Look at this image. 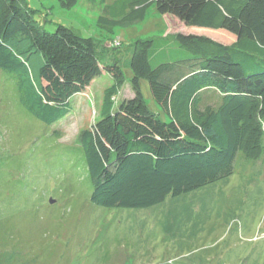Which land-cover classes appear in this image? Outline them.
Masks as SVG:
<instances>
[{"label":"trees","instance_id":"16d2710c","mask_svg":"<svg viewBox=\"0 0 264 264\" xmlns=\"http://www.w3.org/2000/svg\"><path fill=\"white\" fill-rule=\"evenodd\" d=\"M77 1L58 0L63 8ZM152 5L185 25L222 28L236 39L224 44L175 32L191 55L155 65L153 39H136L129 59L134 95L116 103L124 73L116 57L103 60L97 38L63 24L47 31L24 0H0V69L16 79L19 102L36 119L58 121L71 111V96L95 77L113 79L99 118L77 136L90 201L98 206L149 208L229 176L239 151L254 161L264 154V0H116L97 22L111 29L142 19ZM141 79L159 112L144 101ZM206 88L220 94L217 106L202 104Z\"/></svg>","mask_w":264,"mask_h":264},{"label":"rangeland","instance_id":"374dc122","mask_svg":"<svg viewBox=\"0 0 264 264\" xmlns=\"http://www.w3.org/2000/svg\"><path fill=\"white\" fill-rule=\"evenodd\" d=\"M24 1L45 30L63 24L97 38L105 62L119 60L125 81L116 103L134 95L129 59L136 39H153L152 65L191 55L175 32L235 40L225 29L185 25L154 5L142 19L109 29L97 20L116 0H78L71 8L58 0ZM37 69L34 61L32 76ZM112 82L108 73L95 77L71 96V111L48 125L26 111L16 79L0 69V264H264V154L254 161L239 151L229 176L149 208L90 201L93 186L77 136L99 118ZM140 89L159 112L147 80ZM201 94L203 105L220 102L213 88Z\"/></svg>","mask_w":264,"mask_h":264},{"label":"crops","instance_id":"0c3cea01","mask_svg":"<svg viewBox=\"0 0 264 264\" xmlns=\"http://www.w3.org/2000/svg\"><path fill=\"white\" fill-rule=\"evenodd\" d=\"M235 39H236V37H235ZM235 41V40H234Z\"/></svg>","mask_w":264,"mask_h":264}]
</instances>
